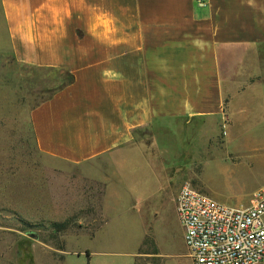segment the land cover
Instances as JSON below:
<instances>
[{
	"label": "crops",
	"instance_id": "1",
	"mask_svg": "<svg viewBox=\"0 0 264 264\" xmlns=\"http://www.w3.org/2000/svg\"><path fill=\"white\" fill-rule=\"evenodd\" d=\"M0 4L18 63L74 77L31 112L39 151L104 183V200L123 181L135 186L136 162H113L134 157L128 149L141 131H167L182 120L227 121L225 139L233 142L264 121V0ZM129 203L148 219V191L131 192ZM142 227L132 264L148 236ZM183 242L186 252L173 255L157 244L161 264H192Z\"/></svg>",
	"mask_w": 264,
	"mask_h": 264
},
{
	"label": "rangeland",
	"instance_id": "2",
	"mask_svg": "<svg viewBox=\"0 0 264 264\" xmlns=\"http://www.w3.org/2000/svg\"><path fill=\"white\" fill-rule=\"evenodd\" d=\"M67 78L66 71L16 61L0 4V264H132L147 225L137 264H161L157 244L166 254L186 252L176 213L184 185L235 206L250 205L264 189V121L230 142L227 121L182 120L167 131L138 133L128 149L134 157L122 154L113 162H136L135 186L123 181L104 200V183L46 157L36 145L31 112ZM147 191L144 221L139 206L124 203L131 192L142 197ZM53 223L69 226L57 232Z\"/></svg>",
	"mask_w": 264,
	"mask_h": 264
},
{
	"label": "built area",
	"instance_id": "3",
	"mask_svg": "<svg viewBox=\"0 0 264 264\" xmlns=\"http://www.w3.org/2000/svg\"><path fill=\"white\" fill-rule=\"evenodd\" d=\"M253 196L235 206L190 184L180 189L176 213L192 264H264V189Z\"/></svg>",
	"mask_w": 264,
	"mask_h": 264
},
{
	"label": "trees",
	"instance_id": "4",
	"mask_svg": "<svg viewBox=\"0 0 264 264\" xmlns=\"http://www.w3.org/2000/svg\"><path fill=\"white\" fill-rule=\"evenodd\" d=\"M66 73H67V76H68V78H67L68 80L66 81V83L64 85H62L60 88H58L56 91H54V93L51 96H53L57 91H59L62 88H64L66 85L71 84L73 82V80H74L73 75H71L69 72H66ZM68 226H69L68 223H53V224H51L50 227L54 231L63 232L65 230H67ZM87 255H88V258H89L90 257L89 253Z\"/></svg>",
	"mask_w": 264,
	"mask_h": 264
}]
</instances>
